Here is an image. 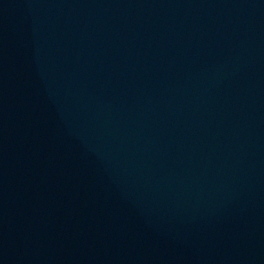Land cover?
Here are the masks:
<instances>
[{
	"label": "water",
	"instance_id": "1",
	"mask_svg": "<svg viewBox=\"0 0 264 264\" xmlns=\"http://www.w3.org/2000/svg\"><path fill=\"white\" fill-rule=\"evenodd\" d=\"M0 264H264V0H0Z\"/></svg>",
	"mask_w": 264,
	"mask_h": 264
}]
</instances>
